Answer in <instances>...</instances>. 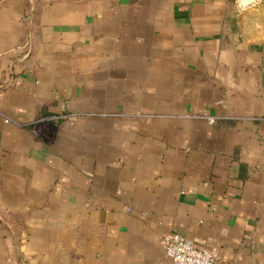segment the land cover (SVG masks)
I'll list each match as a JSON object with an SVG mask.
<instances>
[{"label": "crops", "instance_id": "crops-1", "mask_svg": "<svg viewBox=\"0 0 264 264\" xmlns=\"http://www.w3.org/2000/svg\"><path fill=\"white\" fill-rule=\"evenodd\" d=\"M167 232L264 264V0H0V264Z\"/></svg>", "mask_w": 264, "mask_h": 264}, {"label": "built area", "instance_id": "built-area-1", "mask_svg": "<svg viewBox=\"0 0 264 264\" xmlns=\"http://www.w3.org/2000/svg\"><path fill=\"white\" fill-rule=\"evenodd\" d=\"M58 116H61L58 115ZM54 116L47 117L52 118ZM56 117V116H55ZM208 121L213 120V116L206 115ZM7 119V118H6ZM44 118H37L34 123ZM160 243L163 248V253L173 264H213L214 257L206 249L197 246L190 239L182 236L177 232L164 233L160 238Z\"/></svg>", "mask_w": 264, "mask_h": 264}]
</instances>
